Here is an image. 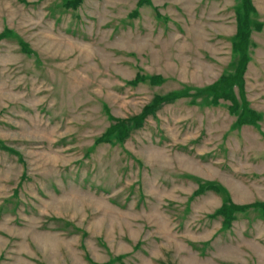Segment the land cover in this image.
<instances>
[{
    "label": "rangeland",
    "instance_id": "374dc122",
    "mask_svg": "<svg viewBox=\"0 0 264 264\" xmlns=\"http://www.w3.org/2000/svg\"><path fill=\"white\" fill-rule=\"evenodd\" d=\"M0 264H264V0H0Z\"/></svg>",
    "mask_w": 264,
    "mask_h": 264
}]
</instances>
